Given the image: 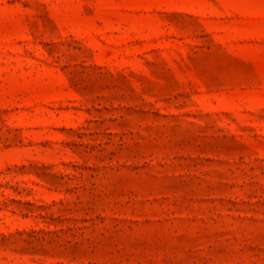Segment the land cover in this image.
<instances>
[{
    "label": "rangeland",
    "instance_id": "1",
    "mask_svg": "<svg viewBox=\"0 0 264 264\" xmlns=\"http://www.w3.org/2000/svg\"><path fill=\"white\" fill-rule=\"evenodd\" d=\"M0 264H264V0H0Z\"/></svg>",
    "mask_w": 264,
    "mask_h": 264
}]
</instances>
